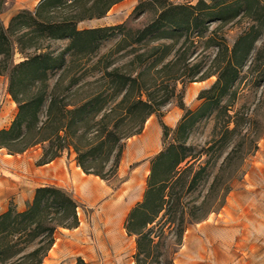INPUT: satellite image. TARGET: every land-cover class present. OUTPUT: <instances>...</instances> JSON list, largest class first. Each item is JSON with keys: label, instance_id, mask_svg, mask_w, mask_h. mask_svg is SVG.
<instances>
[{"label": "rangeland", "instance_id": "rangeland-1", "mask_svg": "<svg viewBox=\"0 0 264 264\" xmlns=\"http://www.w3.org/2000/svg\"><path fill=\"white\" fill-rule=\"evenodd\" d=\"M222 1L123 0L110 10L106 20L114 23L112 26L122 28L103 41L98 51L91 55L69 52L67 69L50 73L51 86L56 83L60 85L56 94L61 104H73L82 97L101 95L95 111L99 108L102 110L99 113L91 112L88 117L90 121L86 124L92 131L98 129L96 123L104 113L116 107L123 97L122 93L117 92L116 78L105 77V71L119 69L122 74L133 78L142 72L143 79L150 85L163 82L155 91L157 97L171 98L159 113L148 119L142 133L124 142L115 176L107 179L95 175L87 177L98 181L108 190L107 199H112L121 205V209H125L118 228L122 234L120 245L113 244L114 241L108 236L106 219L100 218L102 244H96L98 249L95 255L88 262L84 260L87 264H136L137 237L127 233L126 224L131 211L145 199L152 162L175 143L176 129L188 112H195L203 106L205 100L199 99L200 93L210 89L217 81V75L206 76L214 73L218 64L222 65L228 60L239 37L254 24L262 25V35L241 70L240 79L231 92L219 104H214L211 111L193 126L185 143L189 158L181 167L186 168L188 162L194 166L182 176L184 185L181 182L172 186V190L182 196L178 216L182 215L183 208L187 211L185 221L188 227L183 241L178 244L172 236L155 247L152 264H264V12L257 15L262 20L255 23L245 13V7L239 0L234 5L238 15L232 20L210 21L209 17L202 16L206 8L200 6L201 3L214 6L216 11L218 7L215 5ZM14 2L0 0V21L6 28H9L15 15L23 11L35 12L40 4L21 10L7 20ZM141 4L144 6L139 7ZM167 6L178 7L172 14L189 17V26H184L176 34L162 35V31L168 29L167 25L161 30H157V27L161 23L160 14ZM101 23L94 19L85 20L78 24V28H99ZM147 27H152L153 34L142 42H136L135 32ZM40 43L45 47L44 51L28 50L24 54L15 45L14 64L39 53L52 52L57 56L67 49L70 42L40 40ZM161 45L169 48L158 51L152 58L139 59V55ZM164 54L165 57L160 60ZM8 87L9 77L0 76V130L2 125L6 126L3 129H9L18 114V105L9 94ZM5 89L10 101L15 103L11 107L3 96ZM47 107L48 103L42 109L43 121ZM154 128L161 131L157 149L147 153L138 163L131 166L123 164L131 143H134L132 148L145 145L144 139ZM48 149V142L35 145L24 153L11 154L7 149H0V177L7 179L10 185L15 184L29 159H33L37 166L48 161L51 155ZM63 156L76 162L74 167L76 164L79 166L72 149L65 150ZM114 161L112 157L107 163L106 176ZM145 166L149 167L146 173L143 172ZM67 187L68 190L61 189L83 210L79 217L80 225L83 223L84 228L89 230L87 237L92 243L98 242L91 228L101 210L100 204L91 207L79 201L77 178L70 180ZM24 195L13 190L8 198H1L0 215L8 210H27L33 200L23 211L18 209L16 203L19 199L26 200ZM131 198H136V201L127 207ZM115 213L120 214V211ZM180 221L178 218L176 223ZM154 232V235L159 234L160 229L156 228ZM116 237L118 239V234ZM158 242L156 239L155 244Z\"/></svg>", "mask_w": 264, "mask_h": 264}, {"label": "trees", "instance_id": "trees-1", "mask_svg": "<svg viewBox=\"0 0 264 264\" xmlns=\"http://www.w3.org/2000/svg\"><path fill=\"white\" fill-rule=\"evenodd\" d=\"M121 1L123 0H42L35 12L23 11L15 15L9 28L0 21V76L9 77L8 92L18 105V114L11 127L0 130V149H7L11 154L24 153L35 145L48 142L51 155L43 164L54 161L65 150L72 149L85 174L102 179L115 176L121 162L124 142L142 133L148 119L171 101L170 97H157L155 94L163 82L150 85L143 79L142 72L133 78L122 74L119 69L105 71V77L116 78L114 82L117 92L122 93L123 97L116 107L104 113L96 123L98 129L92 131L86 124L90 121L88 117L91 112L99 113L102 110L99 108L95 111L101 95H89L73 104H61L56 94L60 85L56 83L51 86L50 73L64 72L67 69L69 52L91 55L98 51L103 41L113 37L115 31L122 28H78L80 22L105 17ZM238 1L224 0L215 5L218 7L216 11L214 6L201 3L200 6L206 8L202 16L209 17L210 21L232 20L238 15L234 6ZM240 1L252 21L258 23L262 20L257 15L264 12V0ZM143 6L141 4L139 7ZM177 8L167 6L161 12V23L157 30L166 25L168 27L162 31V35L176 34L184 26H189V17L172 14ZM151 28L136 31V42H142L151 36L154 32ZM261 29L262 25H252L239 37L228 60L222 65L218 64L214 73L206 76L209 78L217 75V81L210 89L200 93L199 99L205 100L203 106L195 112H188L176 129L175 143L153 160L145 199L131 211L126 224L127 233L137 237L136 264H152L154 248L172 236L176 243H182L188 227L185 221L187 211L183 208L182 215L178 216L182 196L172 190V186L181 182L184 185L185 179L182 176L194 166L188 162L186 168L181 167L189 158L185 152V143L193 126L211 111L214 104H219L240 79L241 70L262 35ZM40 40H67L70 43L57 56L52 52L39 53L14 64L15 45L19 46L23 54L28 50L44 51L45 47ZM168 48L167 45L153 47L138 57L152 58L158 51ZM47 103L46 119L43 121L41 113ZM226 130H229L228 126ZM91 134L93 137H90ZM164 135L167 136V133ZM112 157L115 158V163L106 176L104 171ZM78 208V203L61 188H37L27 210H8L0 215V264H43L55 244L57 231L62 228L72 230L80 226ZM178 218L181 221L176 223ZM156 228L160 232L154 235ZM156 239L159 240L157 244ZM76 264L87 263L78 259Z\"/></svg>", "mask_w": 264, "mask_h": 264}, {"label": "crops", "instance_id": "crops-1", "mask_svg": "<svg viewBox=\"0 0 264 264\" xmlns=\"http://www.w3.org/2000/svg\"><path fill=\"white\" fill-rule=\"evenodd\" d=\"M40 1L41 0H15L12 6L11 15L6 19L8 20L12 15L21 10L36 7ZM108 17L109 16L106 15L103 18L94 20L103 22L100 27L112 26L114 23L106 21ZM3 20L7 21L4 18ZM1 91H3V89ZM3 96L6 97V101L9 102L11 107V104L14 102L10 101L8 98L9 95L6 89ZM4 126L5 125H2L1 129L6 128V126ZM160 138L161 131H159L158 128H154L144 139L145 145L132 148L134 143H131V146L125 153L123 164L125 163L127 166H131L134 163L141 161L147 153L157 149ZM74 163L76 162H73L71 158L63 156L50 163L37 166L33 159H29V161L25 162V169L22 171L21 177L17 179L18 181L15 184L10 185L7 182V179L0 177V199L3 197L8 198L10 191L13 190L17 191L18 194L23 193L24 195L25 193L24 196L26 200L19 199L16 201L20 211L25 210L28 203L33 200L37 188L44 186H57L68 190L67 183L74 178H77L79 182V190L77 191L80 199L79 201L84 205L87 204L91 207L99 204L101 206V210L97 214V220L94 221L93 228H91L94 235L97 236L98 242L92 243L90 241V238L87 237L89 230L84 228L83 223L78 228L72 230L62 228L57 231L55 235V244L49 251L43 264H76L78 259H83L88 262V259L92 258L98 249L96 244L99 243L98 245L100 246L102 244L101 236L103 235V232L99 227L100 218L106 219L104 216L105 212H111L114 210L115 212L120 211L121 214V212L125 210L121 209V205H118V203L112 199H107L109 196L108 190L95 179H87L89 175L85 174L77 164L74 167ZM147 170H149V167L145 166L143 172L146 173L145 171ZM135 199L136 198H131L127 207L131 206L136 201ZM1 206H3V204ZM115 212L114 214H118ZM108 236L114 241L113 244L116 243L120 245L122 236L118 237L117 240L109 232Z\"/></svg>", "mask_w": 264, "mask_h": 264}, {"label": "bare ground", "instance_id": "bare-ground-1", "mask_svg": "<svg viewBox=\"0 0 264 264\" xmlns=\"http://www.w3.org/2000/svg\"><path fill=\"white\" fill-rule=\"evenodd\" d=\"M145 176V174H144ZM125 213V210L121 212V214H114L110 212H105L104 216L106 217L105 224L107 227L108 232L114 236V238L117 239L116 234H118V237H121L122 234L119 231V225L121 223V219L123 214Z\"/></svg>", "mask_w": 264, "mask_h": 264}, {"label": "built area", "instance_id": "built-area-1", "mask_svg": "<svg viewBox=\"0 0 264 264\" xmlns=\"http://www.w3.org/2000/svg\"><path fill=\"white\" fill-rule=\"evenodd\" d=\"M81 212H83V210L79 207V208H78V215H79V217H80V215H81Z\"/></svg>", "mask_w": 264, "mask_h": 264}]
</instances>
